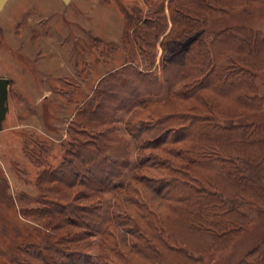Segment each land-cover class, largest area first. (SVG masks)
<instances>
[{"label":"trees","instance_id":"1","mask_svg":"<svg viewBox=\"0 0 264 264\" xmlns=\"http://www.w3.org/2000/svg\"><path fill=\"white\" fill-rule=\"evenodd\" d=\"M142 1L146 16L112 44L123 64L77 110L60 165L39 175L29 216L46 239L13 264H204L251 222L242 206H264V122H241L264 106V35L243 25L204 34L210 19L264 0ZM131 143L136 163L118 183ZM237 264H264V238Z\"/></svg>","mask_w":264,"mask_h":264},{"label":"rangeland","instance_id":"2","mask_svg":"<svg viewBox=\"0 0 264 264\" xmlns=\"http://www.w3.org/2000/svg\"><path fill=\"white\" fill-rule=\"evenodd\" d=\"M147 14L142 0H7L0 11V77L8 79V112L0 130V264H13L28 242L44 243L47 233L29 216L39 205V175L55 170L78 134L76 112L93 95L99 80L119 68L126 57L123 34ZM243 25L264 35V1L251 8L210 19L204 34ZM158 56L156 67H158ZM146 68L143 60L139 63ZM264 92V72L257 73ZM120 133L126 135L120 113ZM242 123L264 122V106ZM127 136V135H126ZM131 165L118 183L129 178ZM98 231L109 217L106 194ZM251 222L225 250L204 258V264H237L264 238V206L241 208ZM96 236L92 256H96Z\"/></svg>","mask_w":264,"mask_h":264},{"label":"water","instance_id":"3","mask_svg":"<svg viewBox=\"0 0 264 264\" xmlns=\"http://www.w3.org/2000/svg\"><path fill=\"white\" fill-rule=\"evenodd\" d=\"M7 0H0V11ZM8 112V79L0 77V130Z\"/></svg>","mask_w":264,"mask_h":264}]
</instances>
